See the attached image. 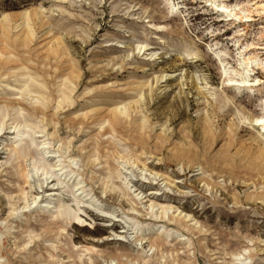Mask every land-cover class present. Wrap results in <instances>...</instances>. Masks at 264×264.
Returning a JSON list of instances; mask_svg holds the SVG:
<instances>
[{
    "label": "rangeland",
    "instance_id": "374dc122",
    "mask_svg": "<svg viewBox=\"0 0 264 264\" xmlns=\"http://www.w3.org/2000/svg\"><path fill=\"white\" fill-rule=\"evenodd\" d=\"M213 1L0 0V106L13 100L43 128L33 127L35 139L73 171L60 178L73 175L67 185L75 177L85 190L72 198L54 177L26 182L13 168L30 167L22 155L3 165L14 140L6 122L0 264H217L205 247L222 255L247 239L254 264H264V201L255 203L264 199V131L254 121L264 115V0ZM25 14L33 36L16 27ZM43 200L80 220L64 222L55 208L50 218ZM150 201L171 209L155 216Z\"/></svg>",
    "mask_w": 264,
    "mask_h": 264
},
{
    "label": "bare ground",
    "instance_id": "6f19581e",
    "mask_svg": "<svg viewBox=\"0 0 264 264\" xmlns=\"http://www.w3.org/2000/svg\"><path fill=\"white\" fill-rule=\"evenodd\" d=\"M211 2L214 3L213 0H209ZM220 7V12H226L227 10L229 11V13H231L233 16H236L237 18H242L241 16H239L236 12H234L233 8H229L230 6H228V4H219L216 5ZM174 7V4L172 3L170 5V9L172 10ZM242 12H248L247 15H244L243 17H246L247 20H251L249 13H251V11L247 10V9H243V8H239ZM257 11V10H256ZM259 11H264V3H261L260 5V10ZM151 19H153V17H151ZM32 18L28 15L25 14V19L23 20V22L18 23L16 25L19 26L20 24H23L26 28H28V34H32L31 36H33L32 33ZM148 22L150 24L153 25V28H160L159 24L156 23H151V20H148ZM262 28V27H259ZM156 31H159L156 29ZM158 38V42H163L161 36L157 37V35H153V38ZM119 43H123L121 41H117ZM147 43H139L136 45V49L137 50H150L151 48H145V46H147ZM117 47H124L127 48L128 45L126 43H124V45H120ZM250 47L252 48H258V47H262V46H257V45H251ZM155 54V52L153 50H150V56L152 57ZM248 67V65H246ZM228 81H232V78H228ZM239 82H248V80L243 79L240 80ZM255 85V84H254ZM2 87H7L9 89H12V86L9 83H4L2 85ZM30 91L32 93H35V90H33V87L30 86ZM33 104L35 103H41L40 97L34 95L33 97ZM68 99V97H65ZM13 100H7L6 103L3 106H0V130H2L3 128H5L6 126V122H9V126L10 128H12L14 131L13 132H8V133H14L13 139L10 144L7 146V151H8V155H7V159L4 161L3 165L6 163H10V162H14L17 161L20 157V155H22V157L24 159H31L30 163H28L27 165H29L30 167H28L27 169L25 168L24 170L20 169V166L18 163H16L13 168H15L19 174H21V176L25 179V181L27 182L28 178L32 177V174L37 176L39 174V176H42L44 181L47 178H51L54 177L57 184L61 187H65L66 189H68V192L70 193V195L72 196V198H77V196L74 194V190L77 191L79 190V193L81 195V193H85L84 187L81 185V181L80 180H76L74 181V179L72 180V182L67 185V182L72 178V176L65 181L64 177H68L71 175V173L73 172L72 170H70L68 173L64 170V168H67V165H62V162L60 160L59 155L58 156H54L53 154H48L50 153V151L48 150L50 143L41 139V140H37L35 139V137H42V135L39 136H34L33 134L35 133V131L33 130V127H36L38 129H40V132H43V128H41L40 126L36 125V123H31L29 120V117H27L22 108L16 107L13 104ZM13 111V113L10 114V111ZM119 115L117 117V120H120V118L124 115V109L118 111ZM254 121L256 122L255 125H258L263 131H264V115L260 116V117H256L254 119ZM81 124V122H80ZM254 125V124H252ZM22 141V145L21 147H17L15 145H13L14 142L16 141ZM21 152V153H20ZM62 152H66V151H62ZM49 157L54 158L57 157L58 159L55 162H51V158L49 159ZM71 159V163L77 165V162L75 161V159L70 158ZM87 159H91V154L88 155ZM98 159L97 157L94 158V160ZM60 162V163H59ZM60 171V172H59ZM64 175L63 178H60L59 175ZM122 173H119V176ZM48 176V177H46ZM143 179H148L145 176H142ZM53 180H51L50 182H52ZM146 182V181H144ZM132 187V186H131ZM81 190V191H80ZM19 191H22V188L19 186ZM55 193V192H53ZM153 196L158 195L159 193L156 191H151L150 192ZM89 195V193L87 194ZM138 195V194H137ZM263 195V194H262ZM35 196H39L38 193L35 194ZM261 200L264 201V199H262L261 197H258L255 199V203L257 200ZM78 202H82L83 200L81 198L77 199ZM94 202H98L97 199H93ZM59 201V200H58ZM32 203L35 202V197L32 198ZM45 202V203H43ZM6 203L10 204V201L7 200ZM26 200H25V204L21 207L22 208V212L27 211L26 208L29 207V204H26ZM159 209V214L165 216L166 215V211L171 209V206L169 205H162L161 203H157L155 201H150L149 205H148V209L152 212L153 215H156V210L154 211V208ZM236 207H238V205H236ZM39 211H43L44 213H48L47 215L50 218H53L54 216L53 211L50 210L51 208H55L57 212H59L58 214L60 215V217L62 218V220L64 222H68L71 219H76V220H80V216L78 214H76L75 210H72L69 208V206L67 204L63 205L58 203L57 204H53L52 205V201L46 200V201H42V203L40 204V206L38 207ZM186 217H189V215H186ZM185 221H189L188 218L185 219ZM106 222V221H105ZM104 225H110L109 223L104 224ZM190 225H192L193 227H196L198 231H200L201 233L199 235H210V233H208V230L205 228H202L201 226L198 225V221L195 220L193 221ZM6 229L10 228L9 226H5ZM168 232L164 231L163 228H160V232H159V236L164 235L165 238L169 237ZM1 233H0V240H1ZM119 237L117 238V240L121 241V238L124 237V235L121 234H117ZM217 238V237H215ZM187 238L184 237V235L182 234H178L177 237V242H184L186 241ZM136 241H141V238L137 237L135 239ZM248 243L246 246L239 248L236 251H222V255L219 254V252L214 251L212 249H209L207 247L206 251L209 253L210 256H212L213 259H216L217 261L215 263L217 264H254V259L252 257V254L255 253L256 247L254 246L255 243L253 242V240L251 239H247ZM28 243L25 244V246ZM153 247V245H150V249ZM185 249H189L188 247L185 246ZM256 254V253H255ZM236 262V263H235Z\"/></svg>",
    "mask_w": 264,
    "mask_h": 264
}]
</instances>
